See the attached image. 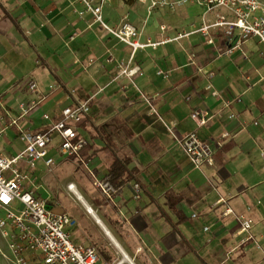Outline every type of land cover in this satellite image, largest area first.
Wrapping results in <instances>:
<instances>
[{
    "label": "crops",
    "instance_id": "1",
    "mask_svg": "<svg viewBox=\"0 0 264 264\" xmlns=\"http://www.w3.org/2000/svg\"><path fill=\"white\" fill-rule=\"evenodd\" d=\"M127 1L106 5L105 21L128 22L139 43L156 46L133 49L81 15L76 0H0L1 101L18 117L19 100L44 98L20 122L31 133L49 131L63 109L90 101V114L71 124L87 146L70 159L93 185L95 177L119 189L113 201L103 195L117 213L99 217L125 261L264 264V46L250 40L227 53L223 35L214 45L200 34L175 40L200 26V7L148 17ZM194 111L208 122L200 126ZM190 133L215 144L213 164H191L177 143ZM51 138L59 167L68 157H55L51 146L63 140L57 132ZM0 152L20 153L1 142ZM239 217L254 221L250 232H241Z\"/></svg>",
    "mask_w": 264,
    "mask_h": 264
},
{
    "label": "built area",
    "instance_id": "2",
    "mask_svg": "<svg viewBox=\"0 0 264 264\" xmlns=\"http://www.w3.org/2000/svg\"><path fill=\"white\" fill-rule=\"evenodd\" d=\"M84 7L81 15L91 14L94 22L133 49L157 44H141L137 41L139 33L130 23H123L119 28H112L104 19L103 9L112 0H76ZM150 3L152 8L174 7L176 3L168 0H139ZM181 3L196 5L203 10L202 23L199 27L180 33L179 40L192 34H200L208 45H214L215 37L223 35L230 44L227 53L239 49L250 40H256L264 46V0H181ZM174 40V39H173ZM131 76L133 71L123 70ZM211 88V86H208ZM35 81L29 83L31 94L38 93ZM219 97L218 91H212ZM19 100L18 117H12L0 99V136L10 127H16L20 139L25 143L23 151L14 156L0 152V210L5 212L0 218V234L6 240L13 264H27L28 255L39 264H113L100 257L97 250L77 243L72 238V229L76 221L67 213L58 211L36 193L33 178L36 165L42 161L47 168L55 165L49 156L52 143L51 133L57 132L63 140L61 153L80 159L82 150L87 146L85 139L79 138L72 123H81L90 114V101L77 102L62 110V119L52 123L49 131L31 133L26 131L21 121L25 119L43 100ZM231 107V103H226ZM43 119L50 122L48 114ZM200 126L208 122L200 111L191 115ZM191 164L200 168L203 164H213L215 144L210 140H201L195 133H190L178 140ZM93 176V173L91 172ZM94 177V176H93ZM94 186L101 189L108 200H114L119 189L109 180L94 177ZM136 185L137 193L140 192ZM68 190L74 195L77 188L70 184ZM232 213L227 210L226 214ZM241 232L248 233L254 221L245 217L238 218ZM30 258V257H29ZM115 264V263H114ZM123 264V262L116 263Z\"/></svg>",
    "mask_w": 264,
    "mask_h": 264
},
{
    "label": "rangeland",
    "instance_id": "3",
    "mask_svg": "<svg viewBox=\"0 0 264 264\" xmlns=\"http://www.w3.org/2000/svg\"><path fill=\"white\" fill-rule=\"evenodd\" d=\"M176 3L174 7L152 8L150 3H142L139 0H128L129 6H135L137 11L145 12L148 17L153 13L162 11L168 15L178 14L180 11L192 10L194 5L181 3V0H168ZM117 0H114L111 5L107 4L109 8H116ZM165 30V28H163ZM139 31V30H138ZM0 113L4 114L0 109ZM0 142L5 144L6 149H16L21 152L25 148V143L20 139V134L16 127H10L0 136ZM53 145V144H52ZM61 145L52 147V152L56 158L68 157L65 161L59 163V167L53 166L47 168L42 161L36 165L33 173V187L41 195L42 199L58 210L67 213L76 221V226L72 229V238L75 242L90 245L94 247L99 253L100 257L104 259L102 253L111 258V263H120L124 258L120 249H116L110 239L105 233L100 230L96 222L90 217L85 207L77 200L76 196L68 191L67 187L70 184H76L79 192L83 195L86 201L97 212L98 216L103 218L109 213H117L112 210L108 202L103 197L101 189L93 185V181L89 176L87 170L69 157L61 153ZM46 185L47 187H43ZM5 212L0 210V218L4 217ZM11 256L6 240L0 234V264H13L9 257ZM30 257V258H29ZM27 264H39L37 260H32V256L28 255ZM105 260V259H104Z\"/></svg>",
    "mask_w": 264,
    "mask_h": 264
},
{
    "label": "bare ground",
    "instance_id": "4",
    "mask_svg": "<svg viewBox=\"0 0 264 264\" xmlns=\"http://www.w3.org/2000/svg\"><path fill=\"white\" fill-rule=\"evenodd\" d=\"M74 195L76 196L77 200L85 207L86 211L90 215V217L96 222V224L104 231V233L112 240L114 241V238L112 237L111 233L106 228L104 222L102 219L98 216L97 212L92 208V206L86 201V199L83 197L81 193L78 191H75ZM121 251V250H120ZM124 263L133 264L130 261H123Z\"/></svg>",
    "mask_w": 264,
    "mask_h": 264
},
{
    "label": "trees",
    "instance_id": "5",
    "mask_svg": "<svg viewBox=\"0 0 264 264\" xmlns=\"http://www.w3.org/2000/svg\"><path fill=\"white\" fill-rule=\"evenodd\" d=\"M102 256L104 257L105 260L111 261V258L109 256H107V255L105 256L103 253H102Z\"/></svg>",
    "mask_w": 264,
    "mask_h": 264
}]
</instances>
